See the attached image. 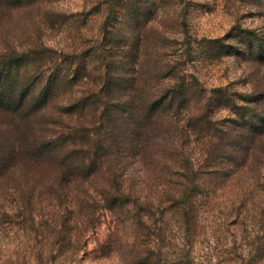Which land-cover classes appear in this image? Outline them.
Wrapping results in <instances>:
<instances>
[{"label": "rangeland", "instance_id": "1", "mask_svg": "<svg viewBox=\"0 0 264 264\" xmlns=\"http://www.w3.org/2000/svg\"><path fill=\"white\" fill-rule=\"evenodd\" d=\"M109 14L115 26L111 41L126 44L117 55L131 53L134 61L131 68L119 64L118 75L126 69L137 76L134 64L142 61L153 74L175 70L172 73L190 83L189 108L178 114L181 125L201 118L210 101L217 127L227 126L229 106L237 102L252 107L249 98L264 92V0H0V66H8L0 80V96L8 101L20 94L24 107L15 112L17 103L9 102L11 110L0 108V146L4 139L17 136L16 125L27 122L26 115L34 114L30 111L39 103L38 96L53 84L55 63H62L65 73L69 62L62 56L85 55L91 61L99 55L98 47L111 39L105 38L102 29ZM235 39L240 40L242 54L229 46ZM91 62V66L101 63ZM83 82L77 81V94L66 90L64 96L76 98L81 94L79 87L87 88ZM260 105L256 120L263 118L264 103ZM36 116L41 120L39 113ZM200 140L188 131L179 142H185V152L171 150L155 161V168L134 162L126 169V188H132L145 208L150 245L171 255L188 249L192 264H264V170L211 184L207 179L199 181L192 171L207 173L209 169L200 167L206 157L197 148ZM12 186L14 181L0 182V264L128 262L131 245L126 238L140 229L127 215L130 211L117 218L97 207L96 224L89 225L88 243L79 254L67 250L71 244L66 239L54 240L46 249L49 260L23 231L15 234L18 228L6 224L4 204L18 197ZM69 205L60 197L43 199L51 230L65 231L67 239L79 216Z\"/></svg>", "mask_w": 264, "mask_h": 264}, {"label": "trees", "instance_id": "2", "mask_svg": "<svg viewBox=\"0 0 264 264\" xmlns=\"http://www.w3.org/2000/svg\"><path fill=\"white\" fill-rule=\"evenodd\" d=\"M112 15L102 24L105 38L111 39L98 47L97 57L91 58V61H100V65L91 66L85 55L62 56L63 61L69 62L65 73L62 63H55L53 84L38 96L39 103L30 111L34 114L26 115L27 122L23 120L16 125L19 132L15 138L4 139L1 144L0 182L14 181L12 187L18 195L4 204L6 224L18 228L15 234L23 231L32 246L36 249L40 246L42 255L49 254L46 249L53 246L54 240L62 239L68 241V246L71 244L67 250L78 255L88 243L89 225L96 224L97 207L108 209L117 218L130 211L127 215H132V221L140 229L135 236L126 238L127 245H131L126 264H192L188 249L171 255L155 251L150 245L145 208L132 188H126V169L134 162L148 169L155 168L158 165L155 161L171 150L185 152V142H179L185 133L192 131L201 139L197 141V148L206 156L200 167L208 165L209 168L207 173L192 171L199 181L207 179L211 184L232 175L240 177L243 172L264 170V114L260 120L255 119L260 104L264 103V92L249 98L254 104L252 107H242L237 102L229 106L227 126L217 127L210 101L201 118L194 120L193 117L187 126L181 125L178 114L189 108L187 87L190 83L185 82L184 76L172 73L175 70L162 72L160 76L153 74L142 61L134 64L138 66L137 76L126 69L118 75L119 64L123 62L126 68H131L134 61L131 53L127 57L117 55L126 44L116 39L111 41L115 27ZM236 40L229 46L242 54L240 40ZM107 45L108 50H103ZM18 58L14 56L15 60ZM74 60L78 63L74 64ZM1 67L0 80L8 66ZM96 70L99 74L92 72ZM79 80L87 88L79 87L81 94L74 99L64 96L66 90L77 94L79 90L74 89ZM60 97L62 100H58ZM22 100L20 94L9 97L8 101L0 96V108L11 110L7 103L14 102L17 103L14 111L22 112ZM51 106L52 111L47 112ZM37 113L41 120L37 119ZM59 197L79 215L73 221L75 231L68 239L65 231L51 230V220L44 213L43 199ZM39 259L43 261L42 256ZM48 259L51 260V255Z\"/></svg>", "mask_w": 264, "mask_h": 264}]
</instances>
